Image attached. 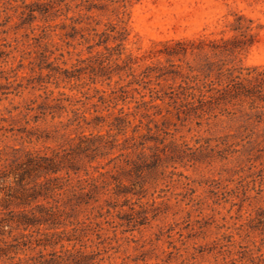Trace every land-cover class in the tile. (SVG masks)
<instances>
[{
	"label": "rangeland",
	"instance_id": "1",
	"mask_svg": "<svg viewBox=\"0 0 264 264\" xmlns=\"http://www.w3.org/2000/svg\"><path fill=\"white\" fill-rule=\"evenodd\" d=\"M26 7L34 9L33 19ZM236 23L251 27L252 36L232 31ZM109 24L125 30L120 57L102 46L87 47ZM197 38L220 45L250 42L208 54L264 69V0H0V175L27 150L49 155L81 133L110 139L117 130L109 124L121 107L129 121L124 135L116 136L119 146L87 167L94 175L107 171L97 202L70 217L81 234L75 247L93 258L86 263L264 264V144L243 138L252 127L245 114L255 109L235 101L202 118H177L166 104L158 109L150 102L155 90L161 94L172 83L156 77L160 67L173 70L178 62L158 55L161 42ZM115 43L109 38L107 45ZM126 53L135 62L123 61ZM70 108L90 124L98 117V126L70 124ZM124 138V145L137 148L119 150ZM120 153L132 163L124 165ZM9 180L5 192L15 187ZM4 204L0 198V219L16 209ZM1 229L0 264H62L50 254L65 257L59 244L36 245L43 235L31 232V242L22 246L23 231L7 235L8 227Z\"/></svg>",
	"mask_w": 264,
	"mask_h": 264
},
{
	"label": "trees",
	"instance_id": "2",
	"mask_svg": "<svg viewBox=\"0 0 264 264\" xmlns=\"http://www.w3.org/2000/svg\"><path fill=\"white\" fill-rule=\"evenodd\" d=\"M91 7L87 6L86 9L89 10ZM26 8L29 17L33 19L34 9ZM230 29L239 33L242 38L252 36L249 33L252 28L240 23L233 24ZM91 30L95 31L94 28ZM94 34L97 40L92 45H88V48L93 45L102 46L107 53H114L120 57L124 50L122 42L126 37L123 27L109 24L107 28ZM109 38L116 42L114 46L107 45ZM240 39L222 41L221 45L213 42L206 43L199 38L196 41L186 39L162 41L164 48L158 52V55L163 54L167 61L176 59L178 62L172 64L173 70L161 72L160 67V72L156 77L170 79L172 83H167V90L161 94L155 90V96L150 99V102H153V107L160 109L162 105L166 104L171 107L177 118H202L212 114L217 108L235 101L245 102L250 110L255 109V111L245 114L246 120L251 121L252 127L248 129V133L243 138L248 139V143L253 141L256 145L264 144V110H256L264 108V69H260L259 66L230 65L222 57L211 59L208 54L218 56L226 51L232 52L249 45L250 42ZM86 41L89 40L86 39ZM226 42H230L231 47L227 48ZM98 55L99 57L106 56L104 53H98ZM41 57L45 58L46 56L42 53ZM135 59L136 57L131 53H126L123 61L131 64L135 62ZM128 69H131V66H128ZM176 80L178 82H175ZM57 108L63 109L64 107L57 106ZM70 112L74 116L70 124L74 123L78 128L82 127L81 123L86 127L89 125H92L93 128L98 126V117H94L90 124L83 115L77 113V108H70ZM40 113L44 115V112ZM158 114H161L160 110ZM161 116L164 115L161 114ZM128 124L126 113L121 107L117 109L113 116V122L109 124L117 130L110 139L101 134L81 133L74 139L71 138L72 143L68 145V148L53 149L49 155L27 150L23 152V156H14L9 160L2 167H7L8 171L0 175V192L6 186H8V190L11 189L10 178L13 179L15 187L10 192L3 191L4 194L0 198L5 203L3 207L6 208L8 204L13 203L16 209H8L7 216L0 219V236L4 235L1 228L5 225L9 229L6 232L7 235H10L13 230H21L23 231L20 234L21 245L26 246L31 242V232H35L43 235L42 238L36 239V245L53 248L59 244L60 248H64L65 257H61L55 251L50 253L52 256H56L62 264H89L90 262L86 263V260L93 258L88 257L81 248L75 247L76 243H82L81 234L77 232L78 229L70 217L78 208L97 202V194L105 186L104 180H100V178L107 171L94 175L87 167H90V163L95 159L107 157L113 149L119 146L116 136L124 135ZM260 125L261 130L255 131L254 127ZM130 138L133 139V135ZM251 138L253 139L251 140ZM127 140L124 138L121 141L119 150L137 148L135 144L124 145ZM131 152L135 154L134 149ZM127 155L128 153L118 155L124 156V165L132 163L127 159ZM135 156L140 157V150ZM115 158L117 156L108 159L107 164ZM137 167L138 165L133 163V170ZM80 173L83 177H79ZM32 176L34 178H31ZM39 178H43V181L38 182ZM49 200H52L53 204H50ZM40 226H43L46 231L40 233ZM66 226L70 227L69 230L65 229ZM61 227L64 228L61 229ZM31 228H35V230L29 231ZM62 241L72 243L71 248L64 247ZM82 245L84 244H80L81 247ZM16 251L17 248H14V253ZM9 264H44V262L34 260L32 263H28L27 260L18 259Z\"/></svg>",
	"mask_w": 264,
	"mask_h": 264
}]
</instances>
